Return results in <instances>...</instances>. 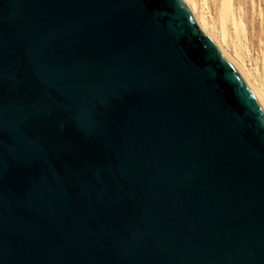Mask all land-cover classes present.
Segmentation results:
<instances>
[{"label": "water", "instance_id": "water-1", "mask_svg": "<svg viewBox=\"0 0 264 264\" xmlns=\"http://www.w3.org/2000/svg\"><path fill=\"white\" fill-rule=\"evenodd\" d=\"M0 264H264V100L183 0H0Z\"/></svg>", "mask_w": 264, "mask_h": 264}, {"label": "rangeland", "instance_id": "rangeland-1", "mask_svg": "<svg viewBox=\"0 0 264 264\" xmlns=\"http://www.w3.org/2000/svg\"><path fill=\"white\" fill-rule=\"evenodd\" d=\"M194 1L198 7L197 14L206 15L207 22L209 21L206 33L216 35L222 42L224 30L220 14L223 0ZM232 1V17L227 24V39L222 43L223 48L226 49V54L251 71V78L264 87V0Z\"/></svg>", "mask_w": 264, "mask_h": 264}, {"label": "bare ground", "instance_id": "bare-ground-1", "mask_svg": "<svg viewBox=\"0 0 264 264\" xmlns=\"http://www.w3.org/2000/svg\"><path fill=\"white\" fill-rule=\"evenodd\" d=\"M183 2L187 5L189 10L191 11V13H192L197 25L199 26V28L201 30H203L204 32H207V26H208V22L209 21L207 22L208 19H206V17H205L206 15H204V14L198 15L197 14L198 13V12H196V10L198 9L197 3L194 0H183ZM232 2H233L232 0H223V3H222V10H221V14H220V22L222 24V26H221L223 28L222 30H224L223 34H222L223 36L221 35L223 37V41H225V39H227L226 38L227 34H226L225 31H226V28L228 26L227 25L228 21H229L230 17H232V9H233V7H232L233 3ZM241 30H242V28H241ZM238 31L241 33L240 30H238ZM208 32H210V31H208ZM212 36L215 38V40L219 44V46L222 49V51L225 53L226 49L224 50V48H223V44H222L223 41L221 42L217 37H215L216 35L215 36L212 35ZM226 56L229 57L230 59H232L240 67V69L243 71V73L246 76V78H247L249 84L251 85V87L254 88L260 94L262 99L264 100V87H263V85L259 84L258 82H255V80H253L251 78V71L247 70L245 68V66L241 65V63H238L237 61H235L233 59V57L231 58V55L229 56V54H226Z\"/></svg>", "mask_w": 264, "mask_h": 264}]
</instances>
